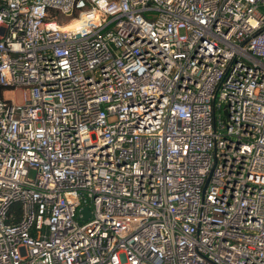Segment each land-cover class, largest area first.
<instances>
[{
    "label": "built area",
    "instance_id": "1",
    "mask_svg": "<svg viewBox=\"0 0 264 264\" xmlns=\"http://www.w3.org/2000/svg\"><path fill=\"white\" fill-rule=\"evenodd\" d=\"M0 264H264V0H0Z\"/></svg>",
    "mask_w": 264,
    "mask_h": 264
},
{
    "label": "rangeland",
    "instance_id": "2",
    "mask_svg": "<svg viewBox=\"0 0 264 264\" xmlns=\"http://www.w3.org/2000/svg\"><path fill=\"white\" fill-rule=\"evenodd\" d=\"M8 95L13 96L18 101H22V99H23L22 89H18L16 92H9Z\"/></svg>",
    "mask_w": 264,
    "mask_h": 264
},
{
    "label": "water",
    "instance_id": "3",
    "mask_svg": "<svg viewBox=\"0 0 264 264\" xmlns=\"http://www.w3.org/2000/svg\"><path fill=\"white\" fill-rule=\"evenodd\" d=\"M82 212H84L83 218H87L90 215V209H89V207L87 206V207L83 208L82 209Z\"/></svg>",
    "mask_w": 264,
    "mask_h": 264
},
{
    "label": "bare ground",
    "instance_id": "4",
    "mask_svg": "<svg viewBox=\"0 0 264 264\" xmlns=\"http://www.w3.org/2000/svg\"><path fill=\"white\" fill-rule=\"evenodd\" d=\"M77 25H78V23H77Z\"/></svg>",
    "mask_w": 264,
    "mask_h": 264
}]
</instances>
